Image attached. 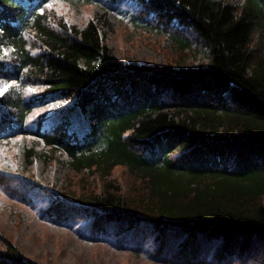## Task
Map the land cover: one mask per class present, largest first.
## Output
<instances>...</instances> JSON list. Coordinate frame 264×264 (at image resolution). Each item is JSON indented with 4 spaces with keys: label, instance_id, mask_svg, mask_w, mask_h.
<instances>
[{
    "label": "trees",
    "instance_id": "trees-1",
    "mask_svg": "<svg viewBox=\"0 0 264 264\" xmlns=\"http://www.w3.org/2000/svg\"><path fill=\"white\" fill-rule=\"evenodd\" d=\"M50 1L0 0V80L42 88L0 95V143L29 135L27 163L57 152V170L81 174L42 186L44 216L89 218L93 232L114 236L144 225L161 249L172 232L184 263L200 239L216 260L263 240L264 0H131L133 28L207 58L178 65L124 60L107 46L105 13L127 0H83L103 9L82 27L51 14ZM54 99L69 102L57 125L27 124ZM75 110L90 123L80 144L66 131ZM117 169L140 188L127 189ZM3 242L0 264H42Z\"/></svg>",
    "mask_w": 264,
    "mask_h": 264
},
{
    "label": "rangeland",
    "instance_id": "rangeland-1",
    "mask_svg": "<svg viewBox=\"0 0 264 264\" xmlns=\"http://www.w3.org/2000/svg\"><path fill=\"white\" fill-rule=\"evenodd\" d=\"M45 8L54 16H61L66 21L82 27L88 17L93 16L95 12L101 13L103 6L102 3L91 4L83 0H51ZM135 9L133 1L127 0L112 4L105 13L108 24L101 28V33L107 46L117 57L142 63L171 62L175 65L207 62L203 51L180 50L157 30L133 28L129 16ZM4 54L7 55L8 51L5 50ZM41 89L38 86L0 80L2 93L14 91L15 94L19 91L29 96ZM68 105L69 102L63 99L52 100L43 107L33 109L26 122L31 124L40 116L61 118L64 114L61 111ZM68 121V135L79 134L88 129L87 120L84 122L83 131L78 128L71 129L75 123L78 126L79 122L83 121L79 111L70 113ZM31 145L36 143L26 134L0 143V249L3 248V241L9 239L24 256L42 264H264V239H250L244 248L237 249L234 254H227L220 260L212 256L211 244L200 239L198 257L184 263L177 260L175 255L177 243L182 236L176 238L172 232L167 235L161 249L152 230L144 225L123 235L114 236L113 233L93 232L89 218L56 220L45 217L44 202L49 199V193L44 191L42 186H52L58 190L62 181L72 183L78 180L81 174L75 176L62 167V170H57L63 161V157L57 152H48L47 156L51 155L50 161L34 159L31 164L27 163L23 154ZM13 172L22 176L14 178ZM119 174L127 189L132 191L133 184L140 188V184L133 183L134 181L120 172V169L115 170V175ZM77 185L79 186V183L75 187Z\"/></svg>",
    "mask_w": 264,
    "mask_h": 264
},
{
    "label": "bare ground",
    "instance_id": "bare-ground-1",
    "mask_svg": "<svg viewBox=\"0 0 264 264\" xmlns=\"http://www.w3.org/2000/svg\"><path fill=\"white\" fill-rule=\"evenodd\" d=\"M75 121H76V123L78 122L77 119H76ZM76 123H75V124H76ZM75 124L71 127V129H75V128L78 127V126H76Z\"/></svg>",
    "mask_w": 264,
    "mask_h": 264
},
{
    "label": "snow or ice",
    "instance_id": "snow-or-ice-1",
    "mask_svg": "<svg viewBox=\"0 0 264 264\" xmlns=\"http://www.w3.org/2000/svg\"><path fill=\"white\" fill-rule=\"evenodd\" d=\"M0 94H2V92H0Z\"/></svg>",
    "mask_w": 264,
    "mask_h": 264
}]
</instances>
